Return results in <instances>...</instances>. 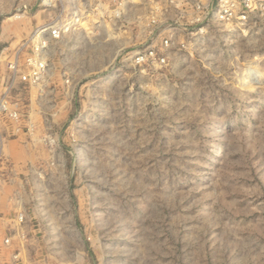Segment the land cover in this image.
<instances>
[{
	"label": "rangeland",
	"instance_id": "rangeland-1",
	"mask_svg": "<svg viewBox=\"0 0 264 264\" xmlns=\"http://www.w3.org/2000/svg\"><path fill=\"white\" fill-rule=\"evenodd\" d=\"M168 4L0 0V176L19 139L51 264H264V37L164 51Z\"/></svg>",
	"mask_w": 264,
	"mask_h": 264
},
{
	"label": "built area",
	"instance_id": "built-area-1",
	"mask_svg": "<svg viewBox=\"0 0 264 264\" xmlns=\"http://www.w3.org/2000/svg\"><path fill=\"white\" fill-rule=\"evenodd\" d=\"M168 5L173 6V11L164 10L158 22L170 24L167 28L168 37L161 39L164 51L172 48L176 32L175 26H181L186 36L203 34L212 27H221L227 30L240 31L245 36L260 35L264 37V0H167ZM63 31L53 28L50 31V40L59 42L62 40ZM39 55H42L40 49ZM154 56V52H150ZM160 56V55H159ZM33 63V68L27 74L21 72L20 81L23 83L36 84L45 73V65L41 58ZM157 62L165 63L164 58L158 57ZM11 69L19 72V65L12 63ZM2 111L17 118L16 112H12L6 101L1 104ZM0 176V185L3 183ZM20 223H24V216H19Z\"/></svg>",
	"mask_w": 264,
	"mask_h": 264
},
{
	"label": "crops",
	"instance_id": "crops-1",
	"mask_svg": "<svg viewBox=\"0 0 264 264\" xmlns=\"http://www.w3.org/2000/svg\"><path fill=\"white\" fill-rule=\"evenodd\" d=\"M12 142L19 151L7 152L4 156V181L0 185V236L9 239L5 253L13 256L0 258V264H51L43 254L45 233H42L52 226L41 220L38 223L32 220L33 213L28 209L25 217V201L39 200V195L31 191L29 182L25 181V168L28 165L25 163V144L21 145L19 139ZM34 211L35 217H39L38 208ZM20 215L24 216L23 224L19 221Z\"/></svg>",
	"mask_w": 264,
	"mask_h": 264
},
{
	"label": "bare ground",
	"instance_id": "bare-ground-1",
	"mask_svg": "<svg viewBox=\"0 0 264 264\" xmlns=\"http://www.w3.org/2000/svg\"><path fill=\"white\" fill-rule=\"evenodd\" d=\"M33 40H34V38H33ZM199 40V39H198Z\"/></svg>",
	"mask_w": 264,
	"mask_h": 264
}]
</instances>
